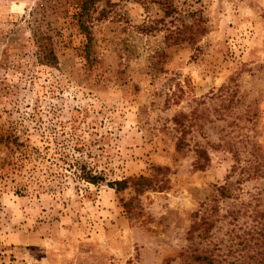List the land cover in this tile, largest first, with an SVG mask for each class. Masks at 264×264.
Wrapping results in <instances>:
<instances>
[{
    "label": "rangeland",
    "instance_id": "rangeland-1",
    "mask_svg": "<svg viewBox=\"0 0 264 264\" xmlns=\"http://www.w3.org/2000/svg\"><path fill=\"white\" fill-rule=\"evenodd\" d=\"M82 1L0 0V264H264V0Z\"/></svg>",
    "mask_w": 264,
    "mask_h": 264
},
{
    "label": "trees",
    "instance_id": "trees-1",
    "mask_svg": "<svg viewBox=\"0 0 264 264\" xmlns=\"http://www.w3.org/2000/svg\"><path fill=\"white\" fill-rule=\"evenodd\" d=\"M95 0H83L79 6L78 12V24L80 30L87 35L88 29L86 23L83 21L84 17L88 15L91 7ZM34 46L37 47V52L35 53L36 59L39 64L47 67H56L57 58L52 47L51 39L48 37L46 39L37 38L33 40ZM62 134V140L57 137L45 141L47 145L43 147L46 155L50 152L48 157L49 160L62 163L65 168L72 170L73 175L76 179L82 181L83 183L91 185H101L105 184L108 188L115 191V193H121L130 187L136 194H141L144 192V188H157L156 184L152 183V180L144 176H138L135 178H128L122 180H107L105 171L99 170L96 165H92L86 158L89 155L83 151L85 150L84 144L76 136L75 133L66 134L64 137ZM55 143L54 147L50 144ZM37 151V150H36ZM197 155L199 158L204 157L205 153L203 151H198ZM197 169H202L204 165H195ZM66 169V170H67ZM195 261L198 264H212L211 260L204 256H196Z\"/></svg>",
    "mask_w": 264,
    "mask_h": 264
}]
</instances>
